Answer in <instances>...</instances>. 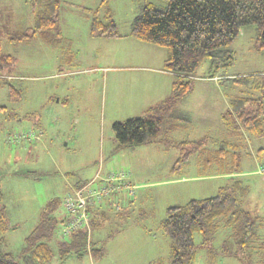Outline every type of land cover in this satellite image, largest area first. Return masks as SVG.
I'll list each match as a JSON object with an SVG mask.
<instances>
[{
    "label": "rangeland",
    "instance_id": "1",
    "mask_svg": "<svg viewBox=\"0 0 264 264\" xmlns=\"http://www.w3.org/2000/svg\"><path fill=\"white\" fill-rule=\"evenodd\" d=\"M100 1L61 0L59 25L63 48H60L46 44L40 36L8 41L6 32L31 27L33 18L28 0H0V48L15 56L11 71H5L6 78L22 93L20 101H8L7 90L0 85L1 203H5L9 223L15 224L4 235L5 250L18 255L45 203L56 195H64L66 190H61L66 180L76 184L92 178L99 165L101 174L117 168L131 171L130 180L137 188L131 202L134 204L129 209L124 207L128 212L122 215L105 208L108 217L90 230L95 241L94 252L81 257L70 254L63 260L55 254L51 264H170V239L160 228L166 208L184 204L191 198L215 195L220 187L229 184L230 177H236L248 189L240 204L257 217L258 237L253 243L261 245L264 242V171L261 172L264 135L256 137L237 131L229 135L221 117L229 107V100L238 93V88L227 78L264 73V48L257 45L255 25L242 26L237 38L225 47L232 54L230 64L215 66L205 58L191 75L193 91L177 101L188 119L178 127L172 123L173 128L163 132L160 138L205 137L206 140L194 148L189 146L194 150L188 160L171 171L179 154L176 147L154 141L117 149L113 123L143 112L133 113L139 112L141 102L139 96L135 100L129 96L130 86H135L137 81H130L125 70L107 69L114 65L122 68L137 65L132 57L135 54L137 58L135 49L157 56V63L148 66H163L159 46L144 41L133 45L129 32L132 19L143 5L164 8L167 2L109 0L107 5L100 6ZM95 8H99L101 18L110 12L119 37H90L86 14ZM56 57H64L66 63L59 67ZM116 74L120 75L119 83L115 82ZM64 90L68 112L62 115L59 110L48 109L46 128L42 129L40 104L46 94L56 92L57 96ZM24 108L30 109L21 115ZM25 131H32L39 138H12ZM222 137L238 145L221 146ZM222 147L226 150L221 153ZM113 196L119 197L115 198L117 203H124L128 197L118 192L107 198ZM218 222L211 251L198 247L192 264H264V247L244 248L236 253L232 236L228 246L225 244L230 253L225 252L223 244L229 227L223 225L224 220ZM193 238L199 244L201 233L195 232ZM97 251L102 253L96 255Z\"/></svg>",
    "mask_w": 264,
    "mask_h": 264
},
{
    "label": "trees",
    "instance_id": "2",
    "mask_svg": "<svg viewBox=\"0 0 264 264\" xmlns=\"http://www.w3.org/2000/svg\"><path fill=\"white\" fill-rule=\"evenodd\" d=\"M108 1L101 0L100 6L107 5ZM166 2L164 8H158L153 4L143 5L131 21L129 35L144 42L163 46L168 50L164 69L175 74L170 92L160 102L151 105L143 115L115 121L112 126L118 144L117 149L123 145L154 141H159L168 147H176L179 154L171 168L173 171L179 169L188 160L194 147L203 144L206 140L205 137L198 140H170L163 136L160 138L163 132L173 128L172 123L178 127L181 121L188 119V114L178 103L193 89L191 75L205 58H209L215 66L230 64L232 54L225 47L237 38L240 28L244 25H255L257 45L264 48V0H166ZM60 4L61 0H28L33 25L27 29L6 32L7 40L19 42L40 36L47 44L56 45L55 47L61 45L63 37L60 35L59 25ZM1 13L2 9H0ZM88 13L90 37L120 36L110 12L107 11L102 16L104 18L99 16V8L89 10ZM50 33H53V36ZM60 48H63V45ZM14 61V55L5 53L0 48V79H2L0 85L6 88L8 101L11 102L22 99L20 89L6 78ZM227 80L238 88V93L229 100V107L221 115L226 131L230 132L229 135L237 131L256 137L263 136L264 73L232 76ZM219 144L226 147L238 145L228 137H222ZM189 146L193 148L189 149ZM220 150L222 153L226 148L222 147ZM228 168L231 172H237L232 167ZM130 177H132L131 171ZM229 180V184L220 187L215 195L191 198L184 204L166 208L160 228L170 239V264H192L198 247L211 251L210 243L215 237L219 220H224L223 225L229 227V234L224 238L227 239L223 244L225 252H228L229 236L234 239L236 253L244 248L264 247V242L261 245L253 243L258 237L257 217L242 208L240 204L248 194L247 187L243 186L236 177H230ZM85 181L78 182L74 186L78 187ZM130 181L128 183L134 187L132 192H125L126 190L119 192L128 196L127 199L130 200L127 209L134 204L131 202L137 190ZM105 202L94 204L89 208L91 231L108 217L106 207L116 210L119 215L128 212L123 210L124 207L120 203ZM116 205L119 208H116ZM59 207L61 209L60 198L57 196L45 203L40 210L36 225L24 238L21 251L18 255H13L5 250L4 235L13 226L9 224L5 205L1 203L0 190V264H51L55 254L63 260L70 254L81 257L87 252H94L95 241L91 239L92 232L89 245L88 233L84 229L75 231L66 238L58 237L59 225L63 221ZM56 212L61 216L58 217ZM195 232L201 233L202 239L199 244L194 242ZM97 252L96 255L102 253V251Z\"/></svg>",
    "mask_w": 264,
    "mask_h": 264
},
{
    "label": "crops",
    "instance_id": "3",
    "mask_svg": "<svg viewBox=\"0 0 264 264\" xmlns=\"http://www.w3.org/2000/svg\"><path fill=\"white\" fill-rule=\"evenodd\" d=\"M86 15H87V20H88V24H89V13H87ZM92 38H97V37H92ZM130 38H131L130 42H132L133 45H136V44L139 45V43L142 42L141 40L139 41L138 39H136L132 36ZM44 42L46 43V41H44ZM145 44H147V43H145ZM148 44H150V43H148ZM68 45H70V43ZM60 46L61 45H59L58 47H60ZM144 46L147 47L148 45H144ZM149 46H151V45H149ZM150 48H157V47H150ZM158 48H159L158 51H159L160 55L162 57H164L163 62H162L163 63L162 67L161 66L156 67L155 65L148 66V65H150L148 63H155V62L157 63V56H155V54L153 52H151L150 54H146L143 50L138 51L137 49H135L137 51L133 50V53H136L137 58H136L135 54L132 56L136 59L135 64H137V65L131 66V68H122L120 66H115V65L114 66H107L108 70L112 69L113 71H116V72H118L119 70H125L126 72H129V73H127V76L130 78V81H137V84L135 86H132V85L130 86L131 89H129V91H130L129 96H131V98L133 100H135L139 96V100L141 102V107L138 109L139 112L136 111L133 113H140V112L144 113L151 105L160 102L170 92L171 83L174 79L175 74H173L172 72H168L164 69V62H165V59L168 55V50L163 46H159ZM138 56H141V58H138ZM128 60H125V62ZM56 63L59 65V67H61L60 65H62L63 63H66V59H64V57H58L56 60ZM138 65H142V66H138ZM158 67H161V68H158ZM9 75L11 76L10 77V79H11L13 76L10 73H9ZM215 78L216 77H214V79ZM115 82L116 83L120 82V75L119 74L115 75ZM55 93L56 92H51L49 95L46 94V96L43 100V103L40 104V107H42V109H41L42 114L40 116L41 117L40 122L42 124V129L46 128L45 127L46 126L45 112L48 109H51V111L52 110H55V111L59 110V112H62V115L64 112H66V113L68 112L67 110L69 108V102H68V98L66 95L67 92L64 90L62 93L57 94V96H55ZM1 108H6V107L3 106ZM29 109L30 108H24V110L21 112V115L27 114L26 112L29 111ZM136 115H138V114H136ZM88 179L89 178H86L85 180H88ZM71 185H74V183H71L70 181L66 180L65 181V188L61 191H65V190L69 189L71 187ZM121 197H122V195H121ZM115 198H119V197L113 196L112 198L108 199L105 203H117V202H115ZM123 202L124 203H120V204L123 207H127L130 200L127 199V197H125ZM3 204L5 205V203H3ZM56 213H58V212H56ZM10 225L13 226V228H15V224H10Z\"/></svg>",
    "mask_w": 264,
    "mask_h": 264
},
{
    "label": "built area",
    "instance_id": "4",
    "mask_svg": "<svg viewBox=\"0 0 264 264\" xmlns=\"http://www.w3.org/2000/svg\"><path fill=\"white\" fill-rule=\"evenodd\" d=\"M38 138L32 131L15 134L12 138ZM102 166L95 175L78 187H71L61 196V209L63 221L59 225L58 237H69L73 232L84 229L88 233L87 244L90 243L89 208L94 204H102L107 201L111 193L122 191L132 192L133 186L130 181V171L124 168L110 169L101 174ZM262 172L264 169H261ZM116 208H119L116 205Z\"/></svg>",
    "mask_w": 264,
    "mask_h": 264
}]
</instances>
